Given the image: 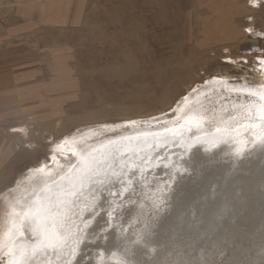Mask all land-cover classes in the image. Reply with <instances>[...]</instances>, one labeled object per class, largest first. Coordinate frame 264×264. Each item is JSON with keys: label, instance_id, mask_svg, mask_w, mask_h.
I'll return each instance as SVG.
<instances>
[{"label": "rangeland", "instance_id": "1", "mask_svg": "<svg viewBox=\"0 0 264 264\" xmlns=\"http://www.w3.org/2000/svg\"><path fill=\"white\" fill-rule=\"evenodd\" d=\"M230 1L39 34L0 90V264H264V0Z\"/></svg>", "mask_w": 264, "mask_h": 264}, {"label": "crops", "instance_id": "2", "mask_svg": "<svg viewBox=\"0 0 264 264\" xmlns=\"http://www.w3.org/2000/svg\"><path fill=\"white\" fill-rule=\"evenodd\" d=\"M197 2L196 7H207L209 2L213 3L209 6L227 7L231 1ZM85 5L86 0H0V90L31 89L38 59L45 55L41 33L47 27L78 25L84 19ZM18 96L24 93L19 90Z\"/></svg>", "mask_w": 264, "mask_h": 264}, {"label": "bare ground", "instance_id": "3", "mask_svg": "<svg viewBox=\"0 0 264 264\" xmlns=\"http://www.w3.org/2000/svg\"><path fill=\"white\" fill-rule=\"evenodd\" d=\"M39 173H40V172H39ZM39 173H38V176H40L39 179H40V182H42L43 179H44L45 177L42 178L43 172H41L42 174H39ZM45 180H46V179H45ZM43 182H44V181H43ZM39 184H40V183H39ZM43 184H44V183H43ZM34 185H35V184H34ZM5 237H6V236H5ZM7 238H8V237H7ZM5 241H6V240H5Z\"/></svg>", "mask_w": 264, "mask_h": 264}, {"label": "snow or ice", "instance_id": "4", "mask_svg": "<svg viewBox=\"0 0 264 264\" xmlns=\"http://www.w3.org/2000/svg\"><path fill=\"white\" fill-rule=\"evenodd\" d=\"M252 3L255 5L257 3V0H252ZM249 31L251 30L249 29Z\"/></svg>", "mask_w": 264, "mask_h": 264}]
</instances>
